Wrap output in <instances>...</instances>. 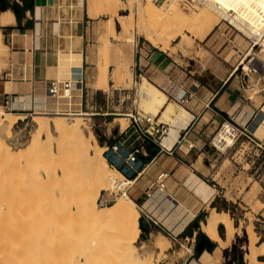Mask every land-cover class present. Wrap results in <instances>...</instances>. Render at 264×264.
I'll return each mask as SVG.
<instances>
[{"label": "rangeland", "instance_id": "1", "mask_svg": "<svg viewBox=\"0 0 264 264\" xmlns=\"http://www.w3.org/2000/svg\"><path fill=\"white\" fill-rule=\"evenodd\" d=\"M85 1L92 20L87 28V69L84 82L86 90L90 95L92 94V99L83 110H79L88 113V115H82L79 120L84 132L86 134L92 132L98 143L105 148V142L110 143L114 135L119 133V125L123 127L122 130L129 125L128 116L130 114L136 112L145 114L138 106L137 84L141 77L132 69L136 53L141 45L161 50L180 65L184 74H187L186 77L191 76L209 87L219 86L233 73V77L238 76L240 79L241 67L237 72L234 70L250 52V43L246 36L232 29L220 16H214L215 22L211 19L214 23L213 29L206 38L199 39L201 33L199 35L198 33L203 29L196 28L194 30L196 35L192 31L186 32L181 37L169 40L168 48L162 49L145 38L144 30L146 31L149 22L155 19L157 12L169 11V7L161 8L163 0H119L115 5L116 13L114 11L106 13L97 9L99 7L97 3L101 0ZM4 3L14 6L21 1L4 0ZM89 4L92 5V9ZM2 5L0 2V9ZM141 14L143 19L139 18ZM119 17H122L126 27L123 23V25L117 23L116 19ZM109 19L114 22V32L110 30L111 21ZM142 20L144 22H141ZM141 24L147 27L143 25L142 28ZM140 27L145 29L142 30ZM1 29L0 36L3 46V41L7 43L8 31L3 27ZM106 41H108V50L103 51ZM261 44L262 42L254 47L253 53L259 55L263 61L264 52H261L263 49ZM7 58L8 51L3 52L0 47V76L7 65ZM105 66H107L108 77L106 85L99 76L100 69ZM257 79L256 75L250 76L251 83ZM99 86L102 89H98ZM257 89L255 92L248 89L247 93L259 106L258 111L260 112L264 107V103L260 105L262 99L260 95L264 93V84L259 85ZM241 91L243 93L242 86ZM190 97L170 100L185 108ZM0 107H2L1 103ZM3 109L5 112L13 113ZM19 115L22 119L13 124L12 137L3 140L0 146V207L3 210L7 207L12 208L8 210L9 212L4 210L8 218L3 215L2 220L6 217L3 222L7 225L1 227L0 232L3 230L1 234L6 236L5 240L8 242L5 243L4 240L3 242L8 243V247H13L16 243L15 246L21 247V250L29 248L40 253L74 256H76V245H78L81 249H87L90 253L101 256L108 262L116 260L126 263L118 243L119 226L117 222L99 224L78 212L74 205L70 206V210L65 202L60 203L61 196L67 197L68 202L75 201L78 200V195L84 187H95L94 177L81 157L76 160L75 176L69 179H56L53 165L58 164L59 161L49 154L45 135L32 149L19 152L7 150L8 145L23 147L28 143L35 127V116H41L49 121L60 119L66 123L77 121V119H73L74 116L70 115L40 112H32L26 117L23 114ZM257 120V117L252 119L244 127L248 130L247 136L238 131L236 139L234 138L233 143L225 150L214 145V138L220 131L221 124L211 136L204 140L198 151L199 154L204 151L198 163L194 164L198 169V174L207 184L215 189L218 188L217 205L220 207L217 208L220 211H228L234 226L237 227L234 239L228 244L229 246L221 249L220 259L205 261L202 258L203 264H246L244 256L249 251L247 229L249 230L250 227L257 235V244L264 242V137L255 136L249 128V126L254 127ZM165 123L170 129L171 123ZM109 168L110 172L114 170V168ZM46 171H49V176ZM100 193L99 199L105 204L113 203L117 196L114 191H101ZM174 209L170 214L174 213ZM210 211L211 207L206 205L196 220L198 226L193 224L188 235H179L171 240L165 236L166 232L171 234L169 228L164 227V232L153 223L148 224L145 220L141 221L144 218L140 213V227H146L147 231L141 229V237L135 243L139 246V255L144 264H148L147 260L151 261L149 262L151 264H181L190 253L195 255L199 244V233L206 235L200 229L201 222H204ZM182 213L184 217L189 214L187 210ZM3 222L0 221L2 224ZM218 229L220 235L225 238L223 225H220ZM158 233L163 235L158 238L159 242L163 245L168 243L164 252H161L154 244ZM8 237L10 239H7ZM208 239L211 240L209 237ZM214 244L217 247V243L214 242ZM15 246L13 249H16ZM206 251L204 249V252ZM260 258L264 259V257Z\"/></svg>", "mask_w": 264, "mask_h": 264}, {"label": "crops", "instance_id": "2", "mask_svg": "<svg viewBox=\"0 0 264 264\" xmlns=\"http://www.w3.org/2000/svg\"><path fill=\"white\" fill-rule=\"evenodd\" d=\"M20 1L18 4L23 7L24 2ZM2 4L1 11H4L7 4ZM91 20L85 0H27V8L20 13V17L17 18L15 14V22L3 27L8 31L7 43L2 40L5 52L8 51V60L0 76L2 107L6 109L7 98H13L7 110L25 117L32 112L50 114L84 109V103L80 105L78 98H50L46 95L45 84L54 78L65 80L84 77L87 69V28ZM132 69L161 88L169 100H180L192 94L185 105V109L193 116L189 125L180 130L178 140L171 148L151 142L146 144L148 156L142 157L146 163L152 158L154 161L147 165L127 191L138 205L143 220L157 225L163 231L164 227L169 228L171 234L166 232L165 236L171 240L179 235H188L190 229L187 233L186 230L206 205L216 209L220 207L217 205L218 188L207 184L194 166L204 155V151L201 154L198 152L204 140L221 124L230 122L244 128L256 117V125L249 128L255 136L264 137V107L259 112V106L252 99L244 97L240 79L238 76L233 77L234 73L219 86L209 87L191 76L186 77L187 74L176 61L151 46L141 45ZM260 97V105H263L264 93ZM114 138L131 144L135 143L136 135L129 129L127 133L115 134ZM113 142L114 139L110 143ZM162 172L168 173L166 191L147 199V185ZM161 194L163 199L158 200ZM173 209L176 214H170ZM183 210L193 215L186 223ZM198 240L195 255L190 253L181 264H203L202 258L205 261L214 259L211 252L216 248L214 242L212 250L208 251L206 242L209 239L198 235ZM201 242L203 247L199 251ZM204 249L208 252H204Z\"/></svg>", "mask_w": 264, "mask_h": 264}, {"label": "bare ground", "instance_id": "3", "mask_svg": "<svg viewBox=\"0 0 264 264\" xmlns=\"http://www.w3.org/2000/svg\"><path fill=\"white\" fill-rule=\"evenodd\" d=\"M118 1L119 0H101L100 3H97L99 6L97 9L106 13L113 11L116 13L117 10L115 5L118 4ZM254 1L256 3L255 7L248 10L250 15L254 17L252 18V22L257 20L259 21L261 19L260 13L261 11H264V0ZM239 6H245L244 0H206L198 7L194 8L186 5L183 0H163L161 8L163 9L169 7V11L157 12L155 19L152 20V22H149V26L146 28V31L144 30L145 28L142 29L144 24H141L142 28H140L144 30L145 38L149 42L153 43V45H159L162 49H164L168 48V42H170L169 40L181 37L183 34L185 35L186 32L192 31L193 34H195L194 30H196V28L199 30L200 28L203 29L201 32L197 30L199 33L195 31L198 35L201 33V37L199 39L206 38L213 29L214 23L211 19H213L216 15L218 17L220 16V18L225 15L222 8L237 10ZM90 9H92V5H90ZM94 9L95 8H93V10ZM241 11L242 10H240V12ZM241 13H245V11L243 10ZM139 18L143 19L142 14ZM116 20L120 25L124 24L122 17H119ZM213 20L215 22L216 18ZM110 21V30L112 29L114 32V22L112 19ZM14 22L15 14L12 9L7 8L4 11H0V35L2 27L11 25ZM141 22L144 21L142 20ZM263 39L261 40V46H263L261 52H264ZM0 47L1 50L5 52L1 44V36ZM107 50L108 41L105 42L103 51ZM250 54H254L253 49ZM252 63L253 65L262 67L264 60L262 61L259 55H256L255 53ZM99 76L104 85H106L108 82L107 66L100 69ZM97 88L102 89L101 86ZM137 94L139 96L138 106L145 112V114L159 117L161 121L171 123L169 132L162 141L163 146L171 148L173 143L178 140L180 130L185 129L189 125L193 117L192 114L183 106L169 100L167 94L145 76H142L140 82L137 84ZM61 115L74 116L73 119H77V121H73L71 123H66L60 119L49 121L41 116H35V127L31 133L28 143L23 147H16L11 144L7 146V150L9 152H19L26 149H32L38 145V143L42 140L41 138H44L43 135H45L48 150L50 151L49 154L59 161L58 164L56 163L57 167L55 168V164L53 165L54 170L52 169L56 179H69L75 176L77 170L76 160L81 157L82 161L86 163L94 177L95 187H84V190H82L80 195H78V200L75 201L68 202L67 197L64 198L61 196L60 203L65 202L70 210V206L74 205L78 212L99 224L105 222H117V225L119 226L118 243L120 244L123 259L126 260V263L116 260L108 262L103 257L90 253L87 249H81L78 245H76V256L40 253L29 248H23L24 250H21L22 248L18 246L21 250L19 251L18 247L15 246L16 243L14 244L13 241L10 243L12 245L14 244L16 249H13L14 246L8 247V243L5 244L8 240H5L6 236L1 234L3 233L2 230L0 232V264H144V261L139 255V246L135 243V241L140 238L141 234V227L139 223L140 210L138 205L127 193V186L131 185L133 181L124 178L117 169H114L111 172L108 170L110 169V166L103 154L105 147L98 143L96 136L92 132L86 134L81 126V122L79 120L80 117L82 115H88V113L78 111L76 113L70 112L69 114ZM21 119L22 116L19 114L5 112L4 109L0 107V146H2L3 140L10 139L12 137L13 124ZM122 128L123 127H121V129ZM235 130L236 128H234L230 123L222 125L220 131L214 138V145L221 150H225V148L229 147L233 143L236 135ZM54 153H56V155H54ZM46 172L47 176H49V171ZM95 188L97 189L94 192ZM101 191L116 192L117 196L114 202L111 204L103 203L99 199ZM211 198H209V200ZM157 199L162 200V194ZM10 209L12 208L10 207ZM10 209L8 207L6 208L7 211H10ZM4 210L0 207V221L2 222L6 219V217L8 218L5 214L6 210ZM3 215L6 217L2 220V218H4ZM192 216V213L190 214L189 212V214L183 218L185 223ZM0 224V228L7 225L6 223L5 225L4 222V226L2 223ZM220 225H223L224 227L225 238H223L219 233L218 228ZM8 226L11 225L8 224ZM200 229L213 242L217 243V247L212 252L213 258L217 261L221 257V249L230 244L232 239H234L237 227L234 226L233 219L228 211H220L216 208H211L207 218L204 222H201ZM247 234L249 239V251L244 256L245 263L264 264V259L262 260L260 258L264 257V242L257 244V235L251 227L249 230L247 229ZM2 236H4V239L1 240ZM159 237H163V235L158 233L154 244L161 252H164L168 243L167 245L161 244L158 239ZM7 239L10 238L8 237ZM147 262L148 264H151L149 263L151 261L147 260Z\"/></svg>", "mask_w": 264, "mask_h": 264}, {"label": "built area", "instance_id": "4", "mask_svg": "<svg viewBox=\"0 0 264 264\" xmlns=\"http://www.w3.org/2000/svg\"><path fill=\"white\" fill-rule=\"evenodd\" d=\"M183 1L186 5L193 8L204 3L206 0ZM244 2L245 6H239L237 10L222 8V11H224L225 14L222 19L232 29L246 36L250 43V52L240 61L239 66L234 70V72H237L238 68L241 67L240 82L243 93L245 94L244 97L247 100H251L252 97L249 95V93H247V90L250 89V91L255 92L259 85L264 84V63L262 64V67L253 65L252 61L254 59V54H250L251 50L259 45V43H261V40L264 38V11H261V19L259 21L257 20L255 22H252V18L254 17L250 15V12H248V10L254 8L256 3L254 0H244ZM240 10H244L245 13H241L242 11L240 12ZM251 75H256L258 77L257 81H255L254 83L250 82ZM257 90L263 91L262 89ZM45 91L46 95L54 100H69L78 98L80 100V105L84 103L85 106H87L92 99V94L90 95L88 93V90H86L84 77L65 80L56 78L49 79L45 84ZM188 96H192V94L189 93ZM11 102H13V98H7L6 109H9L11 107ZM70 112L76 113L77 111H57L51 112L50 114H69ZM128 117L130 120L129 125L124 130H122L121 126L119 125V132L127 133V131L131 129L132 133L136 135L135 143L127 144L120 138H114L113 143L105 142L106 148L104 151V155L110 167L119 170L124 178L133 181L131 185L127 186V191L142 175L147 165L150 162L154 161V158H152L149 163H146L142 157L148 156L146 144L148 142H151L154 144L162 145L161 142L169 132L167 123L159 121V118L151 116L150 114H141L139 112H136L130 114ZM230 124L234 128H236V134L239 131L247 136L248 130L246 128L239 129V126L237 127L232 123ZM251 140L255 142L254 139L251 138ZM167 177L168 173L162 172L155 179L150 180L145 190L147 199H152L156 193H164L166 191Z\"/></svg>", "mask_w": 264, "mask_h": 264}, {"label": "trees", "instance_id": "5", "mask_svg": "<svg viewBox=\"0 0 264 264\" xmlns=\"http://www.w3.org/2000/svg\"><path fill=\"white\" fill-rule=\"evenodd\" d=\"M22 1L24 2V6L23 7H20V5L18 3L16 5H14V6L7 5V8H12L13 9V11L15 12L17 18H19L20 17V13L23 12V10H25L27 8V0H22ZM1 10L2 9H0V11ZM213 206H215V205L213 204ZM217 210H219V208H217ZM196 220L194 222H192V224L190 225V227L186 230V233L189 231V229H191V227L193 226V224H195L196 227L198 226ZM141 221H143V219ZM199 237L200 238H204L205 240L208 239V237L206 235H204L203 233H199Z\"/></svg>", "mask_w": 264, "mask_h": 264}, {"label": "water", "instance_id": "6", "mask_svg": "<svg viewBox=\"0 0 264 264\" xmlns=\"http://www.w3.org/2000/svg\"><path fill=\"white\" fill-rule=\"evenodd\" d=\"M3 10H4V8H3ZM141 229L143 231H147L146 227H144V226H141ZM140 237H141V235H140ZM206 244H207L208 251H211L213 248V245H214L213 242L211 240H207ZM202 247H203V242H201L199 245V251H202ZM240 259L242 260V255L240 256Z\"/></svg>", "mask_w": 264, "mask_h": 264}, {"label": "flooded vegetation", "instance_id": "7", "mask_svg": "<svg viewBox=\"0 0 264 264\" xmlns=\"http://www.w3.org/2000/svg\"><path fill=\"white\" fill-rule=\"evenodd\" d=\"M0 2H1V4H2V3H4V0H1Z\"/></svg>", "mask_w": 264, "mask_h": 264}]
</instances>
